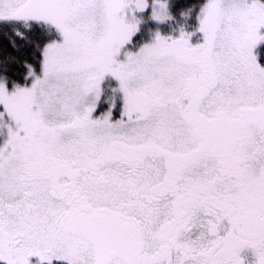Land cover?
<instances>
[{
    "label": "snow or ice",
    "instance_id": "obj_1",
    "mask_svg": "<svg viewBox=\"0 0 264 264\" xmlns=\"http://www.w3.org/2000/svg\"><path fill=\"white\" fill-rule=\"evenodd\" d=\"M0 264H264V0H0Z\"/></svg>",
    "mask_w": 264,
    "mask_h": 264
}]
</instances>
